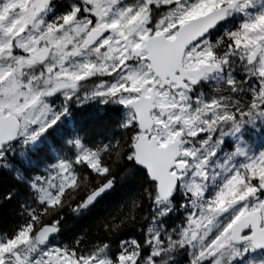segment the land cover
Segmentation results:
<instances>
[{"label": "snow or ice", "instance_id": "6c2138e0", "mask_svg": "<svg viewBox=\"0 0 264 264\" xmlns=\"http://www.w3.org/2000/svg\"><path fill=\"white\" fill-rule=\"evenodd\" d=\"M0 264H264V0H0Z\"/></svg>", "mask_w": 264, "mask_h": 264}]
</instances>
